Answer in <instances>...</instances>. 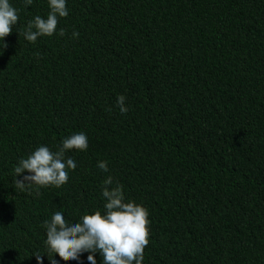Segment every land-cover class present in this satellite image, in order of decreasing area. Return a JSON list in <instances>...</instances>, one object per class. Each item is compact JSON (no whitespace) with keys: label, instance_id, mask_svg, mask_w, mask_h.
Instances as JSON below:
<instances>
[{"label":"trees","instance_id":"1","mask_svg":"<svg viewBox=\"0 0 264 264\" xmlns=\"http://www.w3.org/2000/svg\"><path fill=\"white\" fill-rule=\"evenodd\" d=\"M10 3L19 19L0 54V264H36L52 212L102 210L109 173L148 209L142 264H264V0H67L64 37L35 43L24 25L46 17V0ZM76 131L89 144L66 153L77 168L65 185L14 190L19 158Z\"/></svg>","mask_w":264,"mask_h":264},{"label":"clouds","instance_id":"2","mask_svg":"<svg viewBox=\"0 0 264 264\" xmlns=\"http://www.w3.org/2000/svg\"><path fill=\"white\" fill-rule=\"evenodd\" d=\"M46 3V17L34 15L24 25L23 38L29 43L54 34L60 37L65 35V30L57 28V24L69 14L67 0H46ZM22 4L28 9L33 0H22ZM18 12L19 9L10 0H0V54L7 47L4 38L17 25ZM78 36V32L72 31V38ZM125 99L124 95L116 97L115 106L121 114L128 111ZM88 144L86 132L76 131L64 137L56 150H51L47 145L36 147L13 165L14 190L30 194L34 192L39 196L41 188H60L65 185L69 173L77 168L76 160L66 156V153L72 150L83 152ZM95 167L101 173H109L106 160H98ZM100 196L103 198L102 210L82 214L77 220L66 219L62 211L56 210L49 219L42 222L46 253L51 252L61 259L77 261V264L83 253H88L86 259L89 264H97V253L101 257L100 264H142L144 249L149 243L148 209L135 201L126 200L122 185L114 182L110 173L101 181ZM46 253L32 254L36 264H43L44 256L49 264H60L54 255L49 257Z\"/></svg>","mask_w":264,"mask_h":264}]
</instances>
